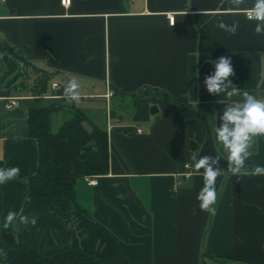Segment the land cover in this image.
<instances>
[{
	"label": "crops",
	"instance_id": "1",
	"mask_svg": "<svg viewBox=\"0 0 264 264\" xmlns=\"http://www.w3.org/2000/svg\"><path fill=\"white\" fill-rule=\"evenodd\" d=\"M253 3L246 0L236 10L221 0L0 1V37L53 72L38 104L57 100L81 109L109 140V171L95 176L83 174L79 150L51 140L52 156L71 160L78 206L62 197H30L28 178L38 170L39 151L27 120L35 102L27 88L0 81L1 168L20 169L19 177L0 184V249L6 246L0 264L19 242L42 253L79 247L103 261L68 264H264V175L251 174L264 167V136L254 138L242 170L247 174L235 176L212 131L225 106L242 101L244 92L264 99V35L255 34L256 21L247 18ZM219 20L238 21L236 34L216 27ZM221 56L231 58L239 97L206 90L204 78ZM6 67L4 62L0 77ZM73 78L80 84L79 103L63 96ZM114 88L184 94L212 107L213 115L202 123L157 105L146 122H136L132 106L129 114L118 109L126 99L131 105L132 96ZM13 96L16 105L7 107ZM59 113L69 116L67 110L55 113L53 131L66 119L55 125ZM194 151L221 158L215 215L199 209L203 170L193 168ZM9 211L37 223L17 221L5 229Z\"/></svg>",
	"mask_w": 264,
	"mask_h": 264
},
{
	"label": "trees",
	"instance_id": "2",
	"mask_svg": "<svg viewBox=\"0 0 264 264\" xmlns=\"http://www.w3.org/2000/svg\"><path fill=\"white\" fill-rule=\"evenodd\" d=\"M0 52L4 53L6 70L0 81L16 88H27L33 96L35 104L28 110V133L38 143V170L28 178L29 196L32 198H67L73 206H78L75 195L77 175L73 172L71 160L54 158L51 154V140H66L70 149L79 150L83 161V174L89 176L107 174L109 171V140L107 130L93 123L88 115L77 107H68L62 102L51 100L46 105L38 104L47 91L53 72L36 67L29 61L22 48L17 47L0 37ZM14 61L10 60L11 57ZM31 73L35 76L31 84L27 83ZM120 94L132 96L131 119L146 122L150 116V107L165 105L191 118L204 123L205 116H212L213 109L205 103H192L186 95L166 90L140 88L125 91L114 88ZM119 90V91H118ZM67 110L69 116L56 131L52 130L53 115ZM112 114V111H111ZM3 161L0 160V168ZM13 254L7 264H68L73 260L102 261L99 255L83 248L70 247L60 251L42 253L28 249L21 242L13 246ZM5 251L6 246L2 245ZM5 256H0L4 260ZM203 264H206L203 261Z\"/></svg>",
	"mask_w": 264,
	"mask_h": 264
},
{
	"label": "clouds",
	"instance_id": "3",
	"mask_svg": "<svg viewBox=\"0 0 264 264\" xmlns=\"http://www.w3.org/2000/svg\"><path fill=\"white\" fill-rule=\"evenodd\" d=\"M228 3L238 10L246 0H221V4ZM249 20L256 21L254 32L257 35H264V0H254L253 6L247 9ZM175 24V23H174ZM216 27L235 35L239 28V22L234 21L231 25L219 20ZM234 68L230 57L221 56L214 62V72L204 78V85L209 94L226 96L231 99L241 95L238 87L234 86L231 77L234 76ZM80 84L73 78L69 80L63 89V96L70 101L79 103L82 99ZM230 89V90H229ZM219 126H213V133L216 142L222 146L226 153L227 170L235 176L247 174L242 172L245 167V160L251 154L254 138L264 136V99H258L254 95L244 92L242 101L225 106L222 115L219 117ZM201 147H203L201 145ZM220 156L203 155L197 151L192 152L191 161L195 171L203 170V187L197 195L200 211L215 215V205L218 201L217 178L223 174L219 167ZM252 175H264V167L256 166ZM20 175L19 167L0 168V184H5L16 179ZM195 213V209L193 210ZM19 224L35 226L36 217L29 218L9 211L5 217L3 227L5 229ZM0 256H6V252L0 249Z\"/></svg>",
	"mask_w": 264,
	"mask_h": 264
},
{
	"label": "rangeland",
	"instance_id": "4",
	"mask_svg": "<svg viewBox=\"0 0 264 264\" xmlns=\"http://www.w3.org/2000/svg\"><path fill=\"white\" fill-rule=\"evenodd\" d=\"M2 55V56H1ZM4 57H3V54L0 52V73L2 72L3 69H1L4 65ZM128 100L129 99H126L124 102H123V105L121 106H118V109L120 112L123 111V114H129V112L131 111V105L130 103H128ZM104 116V115H103ZM66 116L64 115V113H59L57 115H55L54 119H55V125H58L60 124L63 119H65Z\"/></svg>",
	"mask_w": 264,
	"mask_h": 264
},
{
	"label": "built area",
	"instance_id": "5",
	"mask_svg": "<svg viewBox=\"0 0 264 264\" xmlns=\"http://www.w3.org/2000/svg\"><path fill=\"white\" fill-rule=\"evenodd\" d=\"M0 1H3V0H0ZM70 1H71V0H61V3H62L63 5H69V4H70ZM247 16H248V12H247ZM170 21H174V17H173V16L170 17ZM56 84H57V83H54L53 86H56ZM17 99H18V97H16V96L9 97V98H8L7 107H11V106L16 105V103H17ZM91 182H93V180H91Z\"/></svg>",
	"mask_w": 264,
	"mask_h": 264
},
{
	"label": "water",
	"instance_id": "6",
	"mask_svg": "<svg viewBox=\"0 0 264 264\" xmlns=\"http://www.w3.org/2000/svg\"><path fill=\"white\" fill-rule=\"evenodd\" d=\"M158 111V106L157 105H153L150 107V113H156Z\"/></svg>",
	"mask_w": 264,
	"mask_h": 264
}]
</instances>
